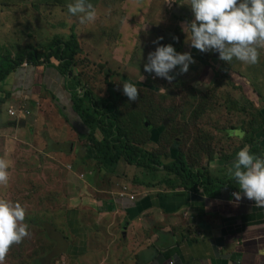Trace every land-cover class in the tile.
I'll use <instances>...</instances> for the list:
<instances>
[{
	"label": "rangeland",
	"instance_id": "374dc122",
	"mask_svg": "<svg viewBox=\"0 0 264 264\" xmlns=\"http://www.w3.org/2000/svg\"><path fill=\"white\" fill-rule=\"evenodd\" d=\"M140 1L147 7L144 16H147L146 23L149 25H139L140 21L134 29L126 23H137L141 18L128 19V16H123L122 5L125 0H88L96 10L97 17L94 22L83 25L79 24L75 16L67 13V5L74 0H0V60L17 55L25 44L30 43H33L38 53L47 52L45 47L54 38H67L73 31L81 51L76 55L75 68L72 69L76 82L99 101L105 88L104 74L109 72L116 86L114 92L120 97L117 104L122 114L119 118L120 128L134 143L141 144L149 135L154 144L146 143V149L157 147L158 144L160 149L168 148L169 155L171 150L172 153L177 150L188 164L192 166L193 160L196 166L201 167L231 166L229 164L239 150L245 145L249 149V139L261 140L258 145L261 144L264 149V137L255 132L257 130L261 134L264 128V50H259L258 62L254 65L243 64L235 59L223 62L218 59L217 53L200 52L190 47L184 38L177 36V19L152 17L153 8L155 15H162L163 5L168 6L165 4L167 0H163V5L155 1L151 4V0ZM177 3L175 9L180 6ZM174 5L172 3L168 7L173 8ZM166 7L165 11L168 9ZM130 8L135 9L137 5H130ZM189 9L185 7V10ZM181 15L188 19L190 17V13L185 14L183 11ZM158 37L163 38L159 41L160 45L168 39L177 47L178 53L187 52L194 60L184 74H178L174 69L170 73L174 75L171 82L155 77L153 73H146L143 69L148 53L157 46L153 42ZM203 54L207 57L203 58ZM136 56L145 60H134ZM139 65L140 71L136 69ZM70 82H67L68 87L72 85V80ZM126 82L133 83L138 90L135 101H129L122 93V84ZM52 97L51 92L43 91L39 131L43 129L52 141L57 142L60 138L65 140V135L69 134L63 132L61 122L65 120L64 113L61 110L59 114L52 107ZM37 107L39 105L34 106L35 109ZM132 115L135 116L133 122L130 121ZM152 130H156V133L148 134ZM251 130L254 131L252 134ZM96 135L97 138L101 137L98 133ZM21 139L18 138L26 145L30 143V140L23 142ZM40 141L34 139L35 144L44 142ZM20 150L18 153L23 154L22 160H17V165L8 169L9 173L14 172L9 174L7 186L19 182L16 194L9 198L1 193L0 199L18 203L24 208L23 223L27 225L28 235L19 244L10 246L0 264H38L44 252L42 248L47 250V255L53 245L50 228L54 223L51 220L55 218V227L59 224L62 226L61 217L72 201L71 193L68 195L64 192L61 198L59 189L58 202L54 196H31L42 194L45 187L40 177L33 180L34 175L29 172L32 166H23L28 156L25 151L29 149L22 147ZM18 153L15 157H18ZM62 163H70L65 155ZM44 166L51 177H55V169L58 175L61 172L62 166L53 165L49 160ZM71 167L73 171L76 170L74 162ZM16 172L22 173L24 181H19ZM56 178L61 180V177ZM67 183L68 180H65L63 188L71 192V185L66 186ZM7 186H0V191L6 190Z\"/></svg>",
	"mask_w": 264,
	"mask_h": 264
},
{
	"label": "crops",
	"instance_id": "0c3cea01",
	"mask_svg": "<svg viewBox=\"0 0 264 264\" xmlns=\"http://www.w3.org/2000/svg\"><path fill=\"white\" fill-rule=\"evenodd\" d=\"M154 1L163 5V0H151V4ZM168 6L163 5L160 17L152 7V17L177 18L180 27L192 20L190 9L185 10L187 5L178 9L176 3L173 8ZM181 11L190 13L189 19ZM144 19L145 26L147 16ZM133 59L145 60L138 56ZM136 69L140 71V65ZM19 73V77L10 74L0 81L1 158L15 167L16 161L23 158L18 153L20 149H29L25 151L28 156L23 166H32L29 172L34 175L33 180L40 177L45 187L42 194L31 196H54L58 202V189L61 198L64 192L72 194L71 205L61 217L62 226L55 227V218L51 220L53 245L47 255V250L42 248L44 252L37 263L264 264V207H257L243 194L235 201L231 193L239 189L228 171L230 166L192 164L195 166H189L190 170L201 183L215 185L204 184L194 190L169 189L158 182L161 173L155 177L124 162L99 161L84 137L86 128L74 120L73 129L62 119L63 132L69 135H65V140L52 141L46 131H39L42 95L45 90L51 92L55 97L52 107L59 114L61 110L68 113L71 106L62 89L64 79L42 67L26 66ZM35 105L39 107L35 109ZM96 133L94 138L99 142L102 138H97ZM19 137L30 143L20 142ZM34 139L44 142L35 144ZM178 152L171 150L161 162L165 165L175 162ZM63 155L70 163H62ZM48 160L62 166L59 175L55 169V177L50 176L44 166ZM73 162L75 171L71 167ZM16 176L23 180L22 173L16 172ZM65 180H68L66 186L71 185V192L63 188ZM18 183L7 186L0 194L13 197Z\"/></svg>",
	"mask_w": 264,
	"mask_h": 264
},
{
	"label": "clouds",
	"instance_id": "9594fccd",
	"mask_svg": "<svg viewBox=\"0 0 264 264\" xmlns=\"http://www.w3.org/2000/svg\"><path fill=\"white\" fill-rule=\"evenodd\" d=\"M172 3L177 2L167 0L165 4ZM177 4L187 5L192 13V20L181 26L190 47L217 53L218 59L226 63L233 59L247 65L258 62L259 50H264V0H180ZM67 13L75 16L81 25L94 22L97 17L88 0H74L67 5ZM161 39L158 37L153 42L157 46L148 53L143 69L171 82L174 75L170 73L174 69L184 74L194 60L187 52H176L171 44L160 45ZM122 93L129 101H135L138 96L133 83H123ZM9 167V162L0 158V186L9 182ZM228 171L239 189L231 193L235 201L243 194L257 207H264V156L251 153L245 145L236 153ZM24 220L25 210L20 204L0 199V261L10 246L19 244L28 235Z\"/></svg>",
	"mask_w": 264,
	"mask_h": 264
},
{
	"label": "trees",
	"instance_id": "16d2710c",
	"mask_svg": "<svg viewBox=\"0 0 264 264\" xmlns=\"http://www.w3.org/2000/svg\"><path fill=\"white\" fill-rule=\"evenodd\" d=\"M130 1L132 3H130V5H137V8L131 9L128 4ZM122 10H124V12L122 11L123 16H128V19L131 17L141 18L137 23L131 24L129 21V23L125 22L128 27H134L135 29L136 24L140 21L139 25L145 22L144 18L146 16H144V12L147 10V7L142 1L125 0V4L122 5ZM138 30L140 31V28H138ZM176 31L179 33L177 36H181L182 38L185 37L180 26H176ZM166 44H171L174 50L178 52L177 47L169 42L168 39L162 43V45ZM45 49L48 51L38 53L33 47V43L25 44L17 55L13 57L7 56L6 59L0 60V81L5 80L10 74L19 77V72L23 71L26 66L42 67L46 70H52L60 77L64 78L62 89L71 106L68 113L65 114L63 111L64 114L62 115L65 118V123L74 129L72 126V121L74 120L77 124L86 128L87 134H85L84 137L86 141L92 145V148L96 152V158L99 161L105 159L115 163L124 162L127 165L140 169L141 172L147 173V175H154L155 177L159 176L157 173H161L162 177L157 180L159 183L166 184L169 189L181 187L184 190H194L204 184L215 185L201 183L197 178L198 175L190 170L189 166L191 165L188 164L180 152L176 156L175 162L167 165L163 164L161 158L168 156V148L163 147L160 149L157 144L155 148H152V146L148 148L150 150L146 149V147H144L146 143L154 144V141L152 142L151 139H149V135H147L146 139L141 144L134 143L130 138H127L120 128L121 124L119 118L121 119L122 114L119 113L117 107L120 97L118 98L114 92L116 86H114V80L109 76V72L104 74L106 75L104 77L105 88L99 101L93 98L89 90L80 88L72 71V69L75 68V57L81 52L76 35L73 31H70L67 38H54ZM202 57L206 58L207 55L203 54ZM200 61L205 63L203 59H200ZM207 65L208 64H205V66ZM70 80H72V85L68 87L67 82L71 84ZM69 88H71V90ZM21 90V87H19L18 92ZM78 91H80L81 94L78 93ZM10 113L11 112H9V114ZM259 116L261 118V114H259ZM262 116L264 118V114H262ZM134 118L135 116H133L130 121L133 122ZM144 129L147 130V128ZM96 132H98L102 138L99 142L94 138ZM253 132L254 131L250 132V134ZM255 132L261 137H264V128L261 132L262 135L257 130ZM155 133L156 130H152L148 134L153 135ZM238 136H240V133H238ZM253 139L254 141H250V139L248 141L249 151L257 156H264L263 147L261 144L258 145L261 140ZM192 162V164H196L193 160ZM147 187H150V185H147Z\"/></svg>",
	"mask_w": 264,
	"mask_h": 264
},
{
	"label": "built area",
	"instance_id": "2783aa9c",
	"mask_svg": "<svg viewBox=\"0 0 264 264\" xmlns=\"http://www.w3.org/2000/svg\"><path fill=\"white\" fill-rule=\"evenodd\" d=\"M11 114V113H10ZM132 200V198H130Z\"/></svg>",
	"mask_w": 264,
	"mask_h": 264
}]
</instances>
